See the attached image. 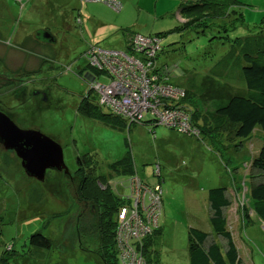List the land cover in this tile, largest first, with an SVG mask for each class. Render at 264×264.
Segmentation results:
<instances>
[{
	"label": "rangeland",
	"instance_id": "rangeland-1",
	"mask_svg": "<svg viewBox=\"0 0 264 264\" xmlns=\"http://www.w3.org/2000/svg\"><path fill=\"white\" fill-rule=\"evenodd\" d=\"M5 1L12 8L11 0ZM26 1L19 2L22 10L14 9L20 12L15 19L0 17V112L20 129L39 130L60 144L73 175L79 158L92 157L93 177L103 175V186H113L121 199L129 194L132 177L116 175L111 167L131 155L134 175L164 191L161 232L147 246L151 264H190V228L211 233L208 244L227 248L210 222L208 195L218 187L229 189L232 205L225 214L243 264H264V224L250 195L263 180L252 163L264 146V131L257 128L251 138L236 139L233 128L225 129L215 115L234 96L247 95L241 55L246 41L264 37V0H238L236 11L244 22L236 28L234 18L223 22L231 27L229 40L212 39L226 35L218 31L183 29V0H120V13L104 2ZM43 26L55 44L35 41ZM125 31L162 36L165 52L157 65L173 66L170 83L187 92L183 105L198 112L205 132L200 138L163 125L111 124L78 112L89 89L88 72L80 67L87 69L94 49L89 46L120 50L128 38ZM106 80L102 76L99 82ZM104 211L101 206L91 212V204L79 202L62 176L52 175L45 183L30 179L16 153L0 144V264H100L98 221ZM37 232L49 238L51 249L27 244Z\"/></svg>",
	"mask_w": 264,
	"mask_h": 264
},
{
	"label": "trees",
	"instance_id": "trees-1",
	"mask_svg": "<svg viewBox=\"0 0 264 264\" xmlns=\"http://www.w3.org/2000/svg\"><path fill=\"white\" fill-rule=\"evenodd\" d=\"M119 2L121 4V12L123 4L120 0ZM236 6H238V0H183L180 14L185 15L186 18L182 17L185 21L182 28L193 30L196 34H205L207 29L209 31H218L226 35L213 37L212 39L229 40L228 32L231 27H228L224 23L226 21L231 22V19L234 18L232 25L236 28L238 27L236 25H242L244 22L243 17L236 11ZM125 33L126 35L128 34V40L134 35H139L138 33H131V31H125ZM149 37L162 38L161 35H150ZM243 47L244 52L241 55V62L244 63L242 72L246 81L247 95L234 96L227 101L225 106L218 108L215 111V115L220 121L226 123L225 129L233 128L232 133L234 134V138L247 140L253 136L257 128H261L264 131V37H253L250 41H246ZM164 52L165 50L162 47L159 56ZM172 67L169 63L168 66H161V75L164 73V77L168 76L170 78ZM164 68H167L169 71L167 72ZM85 70L93 74L98 80L102 77V74L92 69L90 64H87V69ZM90 95V90L88 89L78 106L79 113L90 118H101L111 124L121 122L120 120L122 119L112 114L103 113L102 109L93 100L96 97L90 99ZM197 115L198 112H194L193 123L199 128L202 136V134H205L204 126L198 122L199 117ZM142 125L156 126L151 119L144 120ZM91 158H79L78 163L80 168L74 175L71 173L65 174L64 172H54L51 174L52 172L48 171L45 182L52 175L62 176L70 188L74 189L75 198L79 202L88 207L91 204V212L97 211L98 213V207L101 208V206L107 208L108 213L104 211L103 217L98 221V232L103 240L99 253L100 264H121L116 246L117 212L126 202L115 195L113 186H103L102 181L105 179L103 175L97 178L93 177L96 167L91 165ZM134 167L133 159L128 154L124 159L115 163L111 167V171L116 175H130L132 177L135 174ZM252 167L258 170L260 176L263 178L262 181L254 185L250 195L253 201L254 213L264 224V146L259 155L254 159ZM228 192V188L218 187L211 189L208 195L211 209L210 222L213 232L215 236L227 241V248L223 249L216 241L208 244L211 236L210 233L190 228L188 233L190 264H243L233 235L228 229V219L225 210L229 209L232 205ZM162 198L164 200V191ZM160 232L158 223L157 229H154L150 237L148 236L144 240L143 255L147 260V264H151L153 261L152 259H148L149 247L147 246H149V239L152 241L151 245H153V239ZM27 244L32 248L40 250H48L52 246L49 238L41 232L33 234ZM3 262L8 263V260L4 259Z\"/></svg>",
	"mask_w": 264,
	"mask_h": 264
},
{
	"label": "built area",
	"instance_id": "built-area-1",
	"mask_svg": "<svg viewBox=\"0 0 264 264\" xmlns=\"http://www.w3.org/2000/svg\"><path fill=\"white\" fill-rule=\"evenodd\" d=\"M82 3L104 2L113 10H121L119 0H81ZM88 64L108 78L99 80L91 73L86 79L90 99L102 110L122 119L128 126L143 124L148 115L153 123L188 136L199 137L201 132L193 123L194 110L183 105L187 92L170 83L158 67L162 51L156 37L134 35L125 49L110 50L93 47ZM158 69H161L159 73ZM167 72V68H164ZM172 70V69H171ZM156 176H161L158 166ZM162 187V186H161ZM129 194L122 199L125 205L117 212L116 246L121 264H147L143 255L144 240L157 229L163 209V189L150 186L132 176Z\"/></svg>",
	"mask_w": 264,
	"mask_h": 264
},
{
	"label": "water",
	"instance_id": "water-1",
	"mask_svg": "<svg viewBox=\"0 0 264 264\" xmlns=\"http://www.w3.org/2000/svg\"><path fill=\"white\" fill-rule=\"evenodd\" d=\"M38 39L45 43H56L48 31H39ZM0 144L16 153L26 175L41 183L48 171L70 173L64 162L60 144L39 130L20 129L6 114L0 112Z\"/></svg>",
	"mask_w": 264,
	"mask_h": 264
},
{
	"label": "crops",
	"instance_id": "crops-1",
	"mask_svg": "<svg viewBox=\"0 0 264 264\" xmlns=\"http://www.w3.org/2000/svg\"><path fill=\"white\" fill-rule=\"evenodd\" d=\"M11 2H12V8H9V7H7V3H6V1L4 0L3 1V3L0 5V9L2 8V7H7L6 9H7V11L8 12H1L0 13V17H5V15H10V18L11 19H15V17L20 13L19 11H16V10H14V9H19V10H22L21 9V6L19 5V2H20V0H11ZM30 3V0H27L26 1V5H28ZM17 6H18V8H17ZM13 9V10H12ZM0 31H2V30H0ZM40 30H38V32H39ZM41 31H48V32H50L51 33V31L49 30V28H46V27H42L41 28ZM38 32H37V34H36V38H35V41L37 42V43H39L40 44V40L38 39ZM131 33H135V32H131ZM52 34V33H51ZM6 35H7V33H3V37H4V39H5V41H6ZM131 35V34H130ZM53 36V35H52ZM54 37V36H53ZM55 38V37H54ZM19 40H25V37L24 38H22V39H19L18 38V41ZM56 40V39H55ZM13 41V40H12ZM11 41H8L7 42V44H9ZM125 43H124V45L122 46V48L121 49H124L125 47H126V45H127V42H128V38H126L125 39V41H124ZM94 46H96V45H94ZM89 47H92L93 48V46L91 45V46H89ZM88 47V48H89ZM97 47V46H96ZM87 48V49H88ZM113 49H115V48H113ZM80 67H81V69L82 68H84L83 69V71H85V67L83 66V65H80ZM80 67H78V68H80ZM191 137V136H190ZM128 192H129V189H128ZM211 217V216H210ZM260 221V220H259ZM261 222V221H260ZM211 234V233H210Z\"/></svg>",
	"mask_w": 264,
	"mask_h": 264
}]
</instances>
